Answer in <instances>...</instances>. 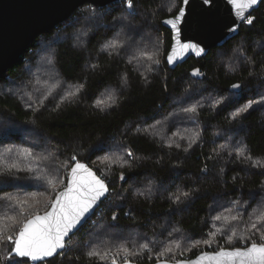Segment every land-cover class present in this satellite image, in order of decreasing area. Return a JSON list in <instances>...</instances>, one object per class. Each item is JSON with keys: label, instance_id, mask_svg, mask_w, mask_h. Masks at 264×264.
Listing matches in <instances>:
<instances>
[{"label": "trees", "instance_id": "1", "mask_svg": "<svg viewBox=\"0 0 264 264\" xmlns=\"http://www.w3.org/2000/svg\"><path fill=\"white\" fill-rule=\"evenodd\" d=\"M181 6L182 0H135L131 11L124 4L102 11L85 6L38 37L0 76V197L12 198L0 200L4 237L22 219L17 201L27 202L23 211L43 214L50 188L37 177L63 178L69 170L62 164L75 153L106 180L114 198L52 264H105L87 253L123 248L137 253L128 260L132 264L175 263L220 246H243L240 238L264 212V104L232 114L264 96V0L251 29L243 24L222 48L170 71L165 57L171 34L161 24ZM193 69L200 75L193 76ZM233 83L242 88L232 89ZM50 85L57 89H44ZM79 85L76 96L65 92ZM156 123L177 135L152 134ZM25 152L33 155L25 158ZM12 164L19 170L9 171ZM121 172L125 181L118 179ZM233 232L227 244L223 233ZM203 240L210 246L197 245ZM141 245L147 248L141 251ZM7 255L8 245L0 241V258Z\"/></svg>", "mask_w": 264, "mask_h": 264}, {"label": "snow or ice", "instance_id": "2", "mask_svg": "<svg viewBox=\"0 0 264 264\" xmlns=\"http://www.w3.org/2000/svg\"><path fill=\"white\" fill-rule=\"evenodd\" d=\"M183 5H188L189 0H182ZM262 0H226L229 5V14L234 17L231 25H226L228 32H238V26L236 20L239 19L241 24H246L249 29L255 25L256 18L247 12V9H252ZM122 3L128 10H132L135 7V0H122ZM212 0H203V4H211ZM171 11V10H170ZM186 16V8L180 7L178 12L169 18L162 21L165 25H170L174 30L172 33V45L170 50L166 54V61L169 65H175L177 62V51L189 52L195 51L197 55H200L205 50L193 43H181L178 38L181 35V29L177 28V25L181 22L182 18ZM160 60H154L153 63L159 65ZM151 70V69H149ZM193 76L200 75L199 69H193ZM251 75V73H250ZM232 89H241V83H233L230 85ZM83 88V85H79L75 92L70 91L68 96L74 97ZM98 102V105L99 106ZM253 104H264V96L259 101H252L251 103L240 108L237 112H234L233 118L241 116L243 113L248 112L253 107ZM32 108L34 114L39 111L38 108H33L32 105H28ZM43 106V105H41ZM59 107V105H57ZM185 112H195V108H185ZM102 150V149H101ZM25 158L32 156L30 152L23 154ZM127 157L135 159V154L132 151H127ZM107 159V158H106ZM128 160H124V164H127ZM121 164L120 167H123ZM259 166V165H257ZM62 167L68 171V174L61 178L60 174L53 179H47V177H37V179H45L49 188V200L46 202V207L43 214H39V209L33 212L23 211L26 201H17L16 207L22 209L18 215L22 219L18 222L19 227H13L12 232L4 237L0 232V241H4L8 245V255L0 258L5 261V264H10L11 261H15V264H40L42 261H47V264H52V260L57 255H63V251L69 244L71 236L78 231L79 226L90 218V215L95 214V209L103 203V199H106V194L110 191V185L105 179L98 176L91 168L81 163L78 160L77 155L74 153L68 161L62 164ZM17 168L16 164H12L11 169ZM29 171L32 169L29 168ZM206 172L207 168L201 169ZM118 179L125 181L126 177L123 172L119 173ZM188 194L186 193L185 196ZM11 197H0V200H11ZM177 203L180 202V198H176ZM234 203H239L238 201ZM6 219H13V217H5ZM117 215L113 214L111 221H117ZM215 220H227V217L216 216ZM232 220H236L237 217L233 216ZM114 227L115 224L113 223ZM217 231H220L219 229ZM248 235L242 236L240 239L243 242L242 247L227 248L220 246L218 251L214 252H201L195 260L184 259L176 260L175 264H201L202 261L207 260L209 264H264V212H262L254 221H251L248 228ZM226 236V243L232 244L233 239L236 237V233L233 232L232 236ZM215 232H210L209 237H214ZM205 244L210 246V240L198 241V244ZM197 245H193L196 247ZM147 248V245H141V251ZM120 251L125 256L137 255L135 252H130L127 248H123ZM171 251V249H166ZM119 252L117 253V255ZM165 253H159L163 256ZM109 255L108 252L103 254L97 251H89L88 257H98L100 259H106ZM112 264H116V259L113 257ZM124 264H130L128 260L124 261ZM158 264L160 262L158 261Z\"/></svg>", "mask_w": 264, "mask_h": 264}, {"label": "water", "instance_id": "3", "mask_svg": "<svg viewBox=\"0 0 264 264\" xmlns=\"http://www.w3.org/2000/svg\"><path fill=\"white\" fill-rule=\"evenodd\" d=\"M261 3L252 9H247L246 14L258 11ZM115 4L123 3L122 0H0V76L5 75L23 57L38 37L65 24L81 8L88 6L102 11ZM181 7L186 8V16L177 25V28L181 29V35L178 38L181 43H193L205 51L200 55H197L195 51L183 53L177 51L175 65H169L165 60L170 71H174L190 59L200 60L205 58L210 51L222 48L239 36L243 25L237 19L234 26H238V32L227 31L226 25H231L234 17L229 14L230 6L227 5L226 0H212V3L208 5L203 4V0H189L188 5H183L182 2ZM161 26L171 34L172 45L174 30L170 25L162 23ZM106 196L108 198L109 193ZM107 198L103 199V203ZM103 203L95 209V213ZM94 215H90V218L82 226H79L75 234ZM64 250L62 251L64 252ZM58 256L60 255L55 258ZM46 262L42 261L40 264ZM29 263L31 264V262ZM160 264L175 263L160 262ZM201 264H209V262L205 260Z\"/></svg>", "mask_w": 264, "mask_h": 264}, {"label": "rangeland", "instance_id": "4", "mask_svg": "<svg viewBox=\"0 0 264 264\" xmlns=\"http://www.w3.org/2000/svg\"><path fill=\"white\" fill-rule=\"evenodd\" d=\"M146 50H149L150 48H145ZM136 51V50H135ZM135 51L133 52V54H135ZM130 56H132V55H130ZM158 57V55H155V58H153V59H157V60H159V58H157ZM41 58V57H40ZM40 60V59H39ZM36 84H37V81L35 80L34 81ZM45 90H48V91H55L57 88L54 86V85H50V86H48V87H45L44 88ZM63 90H66V89H63ZM70 91H72V90H69V91H65L66 93H69ZM111 99V97L109 98V96H105V100L106 101H109ZM106 104H107V102H106ZM164 126L165 125H163V124H159V123H156L155 125H153V127L151 128V130H153V132L154 133H152V134H156V135H158L160 138H162V136L163 135H165V136H169V137H171V140H172V137H174V136H176L177 135V132L178 131H175L174 130V132L172 133V135H170V133L168 132V129H164ZM163 127V128H162ZM157 132V133H156ZM168 132V133H167ZM123 157H116V159H117V161H119V162H122L123 161V159H124V155H122ZM109 195H110V193H109ZM113 196L112 197H110L109 198V196H108V198H107V200H109V201H107L106 203H108V205H107V207L108 206H111L110 204H112V200H113ZM99 214H97V217H95L94 218V220L91 222V224L90 225H92L91 226V228L95 225V223H96V221L101 217V215H103V211H101V212H98ZM137 235L136 234H132V236H128V237H132V238H135ZM119 239V238H118ZM119 252V254L117 255V253ZM108 253H110L111 255H109L106 259H103L102 261L103 262H107V260L108 259H110V258H115V259H119V260H130V258L131 257H133V256H125L124 254H123V252L122 251H117V252H115V251H112V252H108ZM135 256V255H134ZM182 259V258H181ZM163 260V259H162ZM161 260V261H162ZM174 262H175V260H173Z\"/></svg>", "mask_w": 264, "mask_h": 264}, {"label": "built area", "instance_id": "5", "mask_svg": "<svg viewBox=\"0 0 264 264\" xmlns=\"http://www.w3.org/2000/svg\"><path fill=\"white\" fill-rule=\"evenodd\" d=\"M112 259L113 258L108 259L105 264H112ZM116 264H124V260L116 259Z\"/></svg>", "mask_w": 264, "mask_h": 264}]
</instances>
